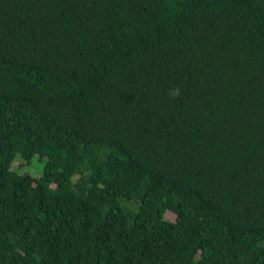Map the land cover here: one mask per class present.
I'll return each instance as SVG.
<instances>
[{
	"label": "trees",
	"instance_id": "obj_1",
	"mask_svg": "<svg viewBox=\"0 0 264 264\" xmlns=\"http://www.w3.org/2000/svg\"><path fill=\"white\" fill-rule=\"evenodd\" d=\"M0 264H264V0H0Z\"/></svg>",
	"mask_w": 264,
	"mask_h": 264
},
{
	"label": "rangeland",
	"instance_id": "obj_2",
	"mask_svg": "<svg viewBox=\"0 0 264 264\" xmlns=\"http://www.w3.org/2000/svg\"><path fill=\"white\" fill-rule=\"evenodd\" d=\"M46 160H40L39 158L33 159L31 164L27 166L21 158H17L14 162L13 169L19 173L29 172L33 176H40V173L44 170ZM166 219L169 221H175L176 216L171 212L166 213Z\"/></svg>",
	"mask_w": 264,
	"mask_h": 264
}]
</instances>
